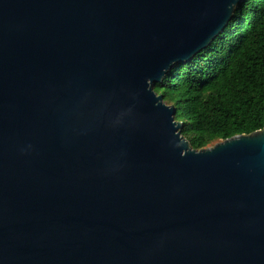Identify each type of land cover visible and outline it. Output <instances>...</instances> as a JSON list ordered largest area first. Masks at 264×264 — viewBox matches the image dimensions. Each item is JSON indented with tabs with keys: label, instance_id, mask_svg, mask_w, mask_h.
I'll return each instance as SVG.
<instances>
[{
	"label": "water",
	"instance_id": "obj_1",
	"mask_svg": "<svg viewBox=\"0 0 264 264\" xmlns=\"http://www.w3.org/2000/svg\"><path fill=\"white\" fill-rule=\"evenodd\" d=\"M243 0H0V264H264V128L201 150L153 87Z\"/></svg>",
	"mask_w": 264,
	"mask_h": 264
},
{
	"label": "trees",
	"instance_id": "obj_2",
	"mask_svg": "<svg viewBox=\"0 0 264 264\" xmlns=\"http://www.w3.org/2000/svg\"><path fill=\"white\" fill-rule=\"evenodd\" d=\"M201 150L264 128V0H243L222 31L153 87Z\"/></svg>",
	"mask_w": 264,
	"mask_h": 264
},
{
	"label": "rangeland",
	"instance_id": "obj_3",
	"mask_svg": "<svg viewBox=\"0 0 264 264\" xmlns=\"http://www.w3.org/2000/svg\"><path fill=\"white\" fill-rule=\"evenodd\" d=\"M212 146V145H211Z\"/></svg>",
	"mask_w": 264,
	"mask_h": 264
}]
</instances>
